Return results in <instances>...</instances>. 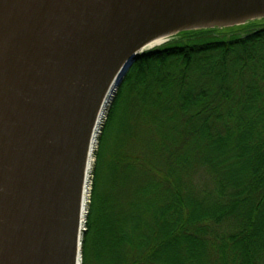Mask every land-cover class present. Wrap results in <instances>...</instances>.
I'll return each instance as SVG.
<instances>
[{"label":"trees","instance_id":"obj_1","mask_svg":"<svg viewBox=\"0 0 264 264\" xmlns=\"http://www.w3.org/2000/svg\"><path fill=\"white\" fill-rule=\"evenodd\" d=\"M94 157L80 264H264V22L138 55Z\"/></svg>","mask_w":264,"mask_h":264},{"label":"water","instance_id":"obj_2","mask_svg":"<svg viewBox=\"0 0 264 264\" xmlns=\"http://www.w3.org/2000/svg\"><path fill=\"white\" fill-rule=\"evenodd\" d=\"M261 18L264 0H0V264H80L94 123L145 43Z\"/></svg>","mask_w":264,"mask_h":264},{"label":"built area","instance_id":"obj_3","mask_svg":"<svg viewBox=\"0 0 264 264\" xmlns=\"http://www.w3.org/2000/svg\"><path fill=\"white\" fill-rule=\"evenodd\" d=\"M111 99H108L104 102V104L102 105V107L100 108L99 112H98V116L96 118V121L94 123V128H93V132H92V136H91V141L93 144V148H92V163L90 165H88V167L85 169V175H84V180H83V187H87V194H86V190L84 189L83 193L85 192V202L84 205L86 206L87 202L89 201V195H90V189H91V184H92V178H93V163H94V153L93 150L96 149L97 147V138L99 137V135L101 134V131L103 129V124L106 120V115H107V109H108V105L110 103ZM91 144V142H90ZM83 205V207H84ZM84 222H81V230L84 229Z\"/></svg>","mask_w":264,"mask_h":264},{"label":"bare ground","instance_id":"obj_4","mask_svg":"<svg viewBox=\"0 0 264 264\" xmlns=\"http://www.w3.org/2000/svg\"><path fill=\"white\" fill-rule=\"evenodd\" d=\"M167 33H163V34H160V35H157L155 37H153L152 39H150L147 43H145L143 46L144 48H148V47H153V46H157L159 44H161L163 42V40L166 38ZM92 148H93V144H92V141H91V144H90V147H89V150H88V156H87V163H86V168L88 167V165H90L92 163V160H93V157H92ZM84 189L86 190V194H87V187H83V191ZM85 192L82 193V203H81V207H83L84 205V202H85ZM84 208H85V205L84 207L82 208V211H81V215L84 214Z\"/></svg>","mask_w":264,"mask_h":264},{"label":"rangeland","instance_id":"obj_5","mask_svg":"<svg viewBox=\"0 0 264 264\" xmlns=\"http://www.w3.org/2000/svg\"><path fill=\"white\" fill-rule=\"evenodd\" d=\"M254 22H264V18H261V19H256ZM251 23V22H250ZM240 26V25H239ZM233 27H236V26H233ZM155 47V46H154ZM110 104V103H109ZM109 106V105H108ZM107 112H108V109H107ZM106 118H107V115H106ZM106 121V120H105ZM104 124H105V122H104ZM104 124H103V126H104ZM100 136V135H99ZM99 138V137H98ZM98 138H97V140H98ZM97 148V147H96ZM96 150V149H95ZM95 150H93V153L95 152ZM84 226V225H83ZM83 230V229H82ZM81 230V231H82Z\"/></svg>","mask_w":264,"mask_h":264}]
</instances>
